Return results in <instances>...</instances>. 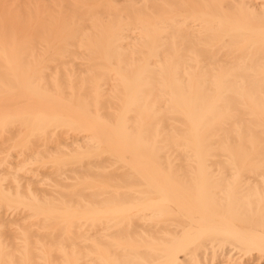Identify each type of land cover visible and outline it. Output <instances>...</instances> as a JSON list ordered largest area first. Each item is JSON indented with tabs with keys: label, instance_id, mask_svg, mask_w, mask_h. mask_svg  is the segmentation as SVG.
Masks as SVG:
<instances>
[{
	"label": "bare ground",
	"instance_id": "obj_1",
	"mask_svg": "<svg viewBox=\"0 0 264 264\" xmlns=\"http://www.w3.org/2000/svg\"><path fill=\"white\" fill-rule=\"evenodd\" d=\"M0 264H264V0H0Z\"/></svg>",
	"mask_w": 264,
	"mask_h": 264
}]
</instances>
